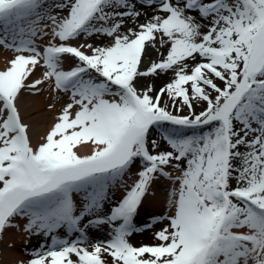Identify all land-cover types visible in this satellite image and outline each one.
Wrapping results in <instances>:
<instances>
[{
  "label": "snow or ice",
  "instance_id": "1",
  "mask_svg": "<svg viewBox=\"0 0 264 264\" xmlns=\"http://www.w3.org/2000/svg\"><path fill=\"white\" fill-rule=\"evenodd\" d=\"M0 49L16 264H264V0H0Z\"/></svg>",
  "mask_w": 264,
  "mask_h": 264
},
{
  "label": "bare ground",
  "instance_id": "2",
  "mask_svg": "<svg viewBox=\"0 0 264 264\" xmlns=\"http://www.w3.org/2000/svg\"><path fill=\"white\" fill-rule=\"evenodd\" d=\"M12 53L9 51H5L0 49V68H2L7 59L11 58ZM166 80V77H163L161 81H157L158 84L162 83ZM23 107V103H22ZM90 148L88 146H81L80 147V154H88ZM130 182V181H129ZM166 187L165 184L161 183L156 186V200L150 201L146 205V211H155L159 212L162 210L161 205L163 203L164 198V188ZM117 198L119 197L120 193H117ZM139 238H146L148 239V234L140 235ZM6 239H15L17 241L16 247L14 249H9L6 247L5 244H0V264H16V262L21 258L20 247L21 241L19 236L14 234H10ZM141 240V239H140ZM140 240H135L134 242H138Z\"/></svg>",
  "mask_w": 264,
  "mask_h": 264
},
{
  "label": "rangeland",
  "instance_id": "3",
  "mask_svg": "<svg viewBox=\"0 0 264 264\" xmlns=\"http://www.w3.org/2000/svg\"><path fill=\"white\" fill-rule=\"evenodd\" d=\"M153 59H155V54H153V57H152ZM166 79H167V77H166ZM138 236H140V235H138ZM138 236H136L134 239L135 240H140V241H144V242H148V239H146V238H139ZM139 242V241H138ZM36 242L35 241H33V244H35ZM31 246V245H30Z\"/></svg>",
  "mask_w": 264,
  "mask_h": 264
}]
</instances>
